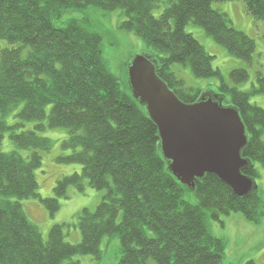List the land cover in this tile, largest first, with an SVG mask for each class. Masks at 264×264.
I'll use <instances>...</instances> for the list:
<instances>
[{
	"label": "trees",
	"instance_id": "1",
	"mask_svg": "<svg viewBox=\"0 0 264 264\" xmlns=\"http://www.w3.org/2000/svg\"><path fill=\"white\" fill-rule=\"evenodd\" d=\"M222 1L231 0H167L154 16L160 0H0V264H78L72 258L80 255L100 260L104 237L120 241L117 264H228L226 242L210 232L207 220L222 223L221 216L241 213L259 223L264 217L259 191L237 197L210 174L197 179L193 191L181 185L166 168L145 105L132 97L127 84L121 87L103 58L100 33L77 19L54 23L70 10L119 9L124 18L118 28L143 41L146 54L157 60V75L186 103L195 101L201 89L186 87L172 70L175 64L189 67L197 78L219 77L218 91L238 109L246 128L241 155L252 165L242 172L256 180L254 163L264 166V108L250 103L249 94L264 93V78L257 76L258 87L250 92L226 85L212 66L213 56L185 31L188 23L200 26L229 54L251 62L253 39L212 8ZM238 1L264 24V0ZM229 75L234 83L242 82L248 71L236 68ZM14 110L15 121L8 123ZM46 118L48 127L67 130L62 145L71 153L58 161L77 163L81 172L60 178L54 195L41 198L34 171L51 141L20 129L31 121L44 129ZM6 132L16 149L30 153L2 151ZM84 178L104 195L94 211L77 214L80 242L64 240V224H53L43 239L19 201L38 198L53 215L69 187L83 191ZM186 193H193L196 203Z\"/></svg>",
	"mask_w": 264,
	"mask_h": 264
},
{
	"label": "rangeland",
	"instance_id": "2",
	"mask_svg": "<svg viewBox=\"0 0 264 264\" xmlns=\"http://www.w3.org/2000/svg\"><path fill=\"white\" fill-rule=\"evenodd\" d=\"M167 5V0H160L158 7L153 10L154 16H158ZM212 8L224 12L230 18L232 25L247 34L255 43V52L251 62L235 58L224 47L217 44L206 35L204 30L193 23H188L185 31L191 33L204 49L213 56L212 66L218 68L222 81L237 89L250 92L252 87H258L257 76L264 78V24L254 19L245 9L244 3L238 0L222 1L212 4ZM124 16L119 9L102 11L90 6L84 10L66 11L54 20L56 25L67 22L70 19L84 21L90 29L100 33L102 38V56L110 71L119 79L123 89L127 84L126 64L130 57L138 53H146L147 47L136 35L120 30L119 23ZM236 68H246L248 78L245 81L234 83L229 73ZM172 70L183 80L186 87L201 89V92L210 90L222 95L218 91L221 79L217 76L208 78L194 77L189 67L175 64ZM227 98V97H226ZM228 99V98H227ZM249 101L264 108V93L254 92L249 94ZM227 105V100L223 101ZM22 104L19 105L21 107ZM18 107V108H19ZM16 108V110H18ZM50 106L47 107L49 111ZM12 111L7 117V122H14ZM37 122H26L20 130H34L38 135L47 137L51 141L48 151L41 152V166L36 169L35 176L38 183L37 193L41 198L52 197L53 188L57 180L73 173H80L81 166L77 163H64L58 161L59 157L67 156L71 150L63 147V141L67 137V130L62 127L50 128L47 126V118L42 121L44 129L38 130ZM264 139V133L262 134ZM1 150L9 152L17 150L23 156H27L30 150H18L10 140L8 133H4L1 139ZM259 176L255 182L259 194L264 199V166L254 163ZM83 191L75 187H69L67 198L60 199V208L51 215L38 198L22 199L21 203L28 218L33 221L43 237L47 239L48 231L53 224H64V240L71 244L80 242L81 234L77 225V214L82 209L94 211L102 200L104 191L92 189L87 180H83ZM185 198L196 203L193 193H186ZM222 223L208 219L210 232L222 238L226 242L224 262L228 264H245L246 260H254L256 263H264V217L259 223L248 221L241 213H230L220 217ZM120 241L117 237H104L100 243L101 259L95 260L90 255H80L72 258L78 264H117L119 259Z\"/></svg>",
	"mask_w": 264,
	"mask_h": 264
},
{
	"label": "water",
	"instance_id": "3",
	"mask_svg": "<svg viewBox=\"0 0 264 264\" xmlns=\"http://www.w3.org/2000/svg\"><path fill=\"white\" fill-rule=\"evenodd\" d=\"M156 69V58L133 55L126 64L127 86L157 129L168 172L190 191L197 179L210 174L237 197L256 192L255 179L242 172L252 163L241 155L248 137L238 109L224 105V96L210 90L193 102H183Z\"/></svg>",
	"mask_w": 264,
	"mask_h": 264
}]
</instances>
